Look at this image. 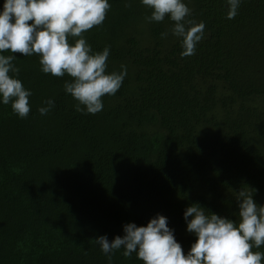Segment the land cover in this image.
<instances>
[{
	"label": "trees",
	"instance_id": "obj_1",
	"mask_svg": "<svg viewBox=\"0 0 264 264\" xmlns=\"http://www.w3.org/2000/svg\"><path fill=\"white\" fill-rule=\"evenodd\" d=\"M185 2L206 28L196 54L181 58L172 21L148 23L139 0H110L85 36L94 52L111 46L109 72L123 64L128 75L95 115L75 110L71 77L15 53L33 95L26 119L0 104V264H108L94 240L158 213L187 254L188 206L237 221L241 189L264 205V0H244L233 20L226 0ZM49 98L55 107L41 115ZM122 253L112 264H143Z\"/></svg>",
	"mask_w": 264,
	"mask_h": 264
},
{
	"label": "clouds",
	"instance_id": "obj_2",
	"mask_svg": "<svg viewBox=\"0 0 264 264\" xmlns=\"http://www.w3.org/2000/svg\"><path fill=\"white\" fill-rule=\"evenodd\" d=\"M151 10L148 23L172 21L170 33L181 41V58L194 56L205 37L206 24L188 19L192 10L185 0H139ZM244 0H226V19H235ZM134 0H124L131 7ZM111 9L110 0H4L0 8V104L9 105L20 119L31 111L33 93L19 78L15 53L39 56L40 71L54 77H71L64 91L77 102L82 114L95 115L104 109L103 97L114 96L128 75L127 65L119 72L108 71L111 46L94 52L85 33L100 26ZM31 22V23H30ZM169 32L161 33L166 39ZM12 54L5 55V52ZM38 110L47 115L55 101L49 98ZM19 172L20 169H14ZM249 190H240L239 219L213 213L199 203L184 211L187 231L196 240L185 254L169 227L168 217L156 214L146 226L135 222L123 226V236L109 241L107 235L95 239L112 264L113 255L123 250L125 258L135 253L143 264H264V205L254 200Z\"/></svg>",
	"mask_w": 264,
	"mask_h": 264
}]
</instances>
